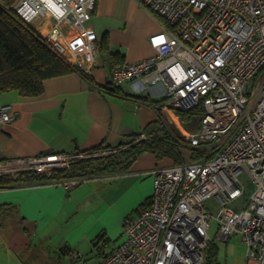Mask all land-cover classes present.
<instances>
[{"label": "built area", "instance_id": "obj_1", "mask_svg": "<svg viewBox=\"0 0 264 264\" xmlns=\"http://www.w3.org/2000/svg\"><path fill=\"white\" fill-rule=\"evenodd\" d=\"M139 1L166 24L150 38L155 53L116 65L112 81L162 83L167 109L202 104L199 129L184 136L207 155L148 171L154 178L148 207L125 221L122 243L97 264H205L213 219L217 239L240 235L249 264H264V0ZM96 4L19 0L15 9L30 23L53 18V27L43 36L68 61L74 57L77 64L89 66L98 55V35L91 25ZM63 22L73 31H66ZM15 119L11 104L0 106V121ZM95 154L8 159L0 162V176L35 171L51 177L56 169ZM53 182L71 189L81 179ZM211 200L218 202L216 215Z\"/></svg>", "mask_w": 264, "mask_h": 264}, {"label": "crops", "instance_id": "obj_2", "mask_svg": "<svg viewBox=\"0 0 264 264\" xmlns=\"http://www.w3.org/2000/svg\"><path fill=\"white\" fill-rule=\"evenodd\" d=\"M31 24L47 35L54 20L44 16ZM61 24L66 31H73L65 22ZM91 25L98 35L97 44L107 36L111 51L123 56L124 63L152 56L155 50L150 38L164 29L163 22L138 0H98ZM75 60L70 57L69 62L86 75L73 71L49 78L38 96H24L17 89L0 91V106L11 104L16 116L11 122L0 121V162L51 153L87 152L102 144L117 150L135 135L140 134L138 140L145 138L146 127L159 120L157 106L163 104L166 92L162 83L126 81L120 84L122 92L114 93L106 88L113 69L99 49L92 65H79ZM170 165V160L145 153L130 170L97 177L110 178L108 184L99 181L96 186L73 190L46 181L1 188L0 205L5 207L0 214H8L15 221L0 224V264H54L53 260L63 264L66 255L83 256L84 247L94 244L104 233L114 246L99 250V263L122 243L125 221L138 215L152 196L154 178L148 171ZM67 227L66 238L56 250H51L54 246L46 234L43 250L35 253L38 233L34 231ZM84 243L87 244L82 248ZM23 249L25 256L19 259L16 254Z\"/></svg>", "mask_w": 264, "mask_h": 264}, {"label": "trees", "instance_id": "obj_3", "mask_svg": "<svg viewBox=\"0 0 264 264\" xmlns=\"http://www.w3.org/2000/svg\"><path fill=\"white\" fill-rule=\"evenodd\" d=\"M18 1L0 0V91L17 89L24 96H38L43 93L44 82L49 78L73 71L86 75L77 65L63 57L30 22L18 14L15 9ZM158 18L166 24L165 19ZM97 47L113 70L117 64L124 63L123 56L111 51L107 36L98 42ZM106 88L114 93L122 92L120 85L114 84L112 79ZM164 104L165 99L161 106L156 105L160 118L146 127V137L138 140L140 134L135 135L129 142L122 144V146L128 145L127 148L118 147V153L76 160L69 168L56 169L51 177L35 171L0 176V189L65 178L85 180L89 176L98 177L109 173L126 172L145 153H151L158 159L170 160L171 165L196 162L204 158L207 155L204 149L192 147L184 135L170 126ZM177 112L188 131L199 129L204 115L202 104ZM102 148H110V146L102 144L91 151ZM149 203L150 198L144 203L141 211L148 207ZM4 207L0 205V210ZM94 243L99 250H103L109 239L102 233ZM218 259L219 247L212 240L208 246L205 264H219Z\"/></svg>", "mask_w": 264, "mask_h": 264}, {"label": "rangeland", "instance_id": "obj_4", "mask_svg": "<svg viewBox=\"0 0 264 264\" xmlns=\"http://www.w3.org/2000/svg\"><path fill=\"white\" fill-rule=\"evenodd\" d=\"M164 110L166 111L170 126L174 128L175 130H177L180 134L185 135V134H191L193 132L195 133L197 132L198 129L196 131L191 132V131H188L183 126L181 119L179 117V114L176 110H171L167 108H164ZM95 152L96 154L94 157H99V156H107V155L115 154L116 152L118 153V150H109L108 148H102ZM99 181H101V183L108 184L112 180L110 178H105L103 180H100V179H97L96 176L94 177L89 176V177H86L85 180H81V182L76 187H73V190L78 189V188L84 189L85 187H88V186H96L98 185V183H100ZM246 183H247V187L251 188L248 178H247ZM247 197H248V194L245 195L246 199ZM208 203L212 205L213 214L216 215L217 214L216 207L218 205V202L211 200V201H208ZM7 215L5 216L3 214H0V224L4 222L6 224H11L13 223V221H15L13 218H11V216H7ZM216 226H217V222L215 219H213L212 229L210 233L213 238V241L219 247V259H218L219 264H249L248 259H247V247L245 243L243 242L242 237L238 234H235V235H232V237L227 241L219 240L216 238V230H215ZM68 229L69 227L65 229L61 228L59 229V231H57L55 229L46 228L38 232L34 231L36 235L38 233L37 237L35 236V239H34L36 240V244H38V247L35 250V253L39 254L40 251L43 250L42 244L44 242L42 241V239L44 240L46 239V234L49 236L47 238V241L54 246L51 250L52 251L56 250V247L60 243V241L66 238ZM32 238H34V235ZM86 244L87 243H84L82 248ZM0 245L2 246L1 241H0ZM113 246H114V243L112 242V243H108L104 248H106V250H110L113 248ZM83 250H85L81 252L83 256H80L79 258L66 255V260L63 264H97V260L99 258L98 257L99 249L95 246V243L94 244L90 243L89 245L85 246ZM9 252H10V255H12L13 251L9 250ZM23 255L25 256L24 249L20 250L19 253L16 254V256L19 259H21V256ZM53 263L57 264V262L54 260H53Z\"/></svg>", "mask_w": 264, "mask_h": 264}]
</instances>
